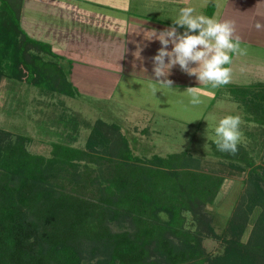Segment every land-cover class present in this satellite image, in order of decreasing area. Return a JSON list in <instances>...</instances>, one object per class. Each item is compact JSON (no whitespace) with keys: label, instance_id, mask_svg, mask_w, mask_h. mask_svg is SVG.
I'll return each instance as SVG.
<instances>
[{"label":"trees","instance_id":"obj_1","mask_svg":"<svg viewBox=\"0 0 264 264\" xmlns=\"http://www.w3.org/2000/svg\"><path fill=\"white\" fill-rule=\"evenodd\" d=\"M22 5L0 0V85L6 78L77 95L73 62L23 29ZM232 93L264 115V87ZM61 120L78 132L75 116ZM68 137L53 141L46 155L30 150L29 135L0 126V264H264V160L240 162L216 150L245 174L218 233L206 207L225 177L204 170L190 149L142 157L121 126L104 119L84 147ZM207 238L221 249L208 251Z\"/></svg>","mask_w":264,"mask_h":264},{"label":"rangeland","instance_id":"obj_2","mask_svg":"<svg viewBox=\"0 0 264 264\" xmlns=\"http://www.w3.org/2000/svg\"><path fill=\"white\" fill-rule=\"evenodd\" d=\"M144 5L145 0H132L131 12L145 17L151 16L157 20H167L166 17L170 16H166L165 13L160 16L156 11H146ZM196 12L209 15L208 8L206 11ZM172 18L175 19V13ZM110 39L111 41L116 39L115 35L111 34ZM118 47L115 40L113 53L116 56H118ZM127 52L130 62H134L128 64L127 68L137 69L139 66L137 70L143 74L150 59H137L131 46ZM110 58L108 56V59ZM110 60L114 61L113 63L117 62L115 59ZM89 61L91 66H79L77 69L76 78L80 82V87H78L79 93L75 96L41 91L38 87L27 83L16 85L13 91H10V80L5 78L0 85V126L29 135L30 150L46 155L50 154L53 141L64 138L67 140L70 134L77 137L72 142L73 145L84 147L92 126L98 119L119 124L130 139L131 146L139 155L146 158H150L155 152L167 155L166 151H183L190 146L187 142H192L193 146L197 143V149L195 147L191 151L202 158V168L223 174L225 177L220 194L206 207L214 215L213 224L217 232H222L242 189L245 174L226 166L225 159L222 158L225 155H218L224 152L219 151L216 154L217 147L212 143L216 139L214 129L219 119L230 114L238 115V106L244 108L243 103L234 100L235 93H232L234 87L246 85L243 81H238L240 76L232 77L227 85L212 89L210 86L200 85L195 76H189L181 69L168 77L173 81V88L162 87L154 81H143L138 76L127 75V77L123 76L112 94V85H101L102 76L100 78L99 71H103V68L98 66L100 63L95 62L93 57ZM65 66L67 69L68 63ZM69 78L71 79L72 76L69 75ZM199 86L203 103L192 106L188 97L182 93L188 87ZM153 88L159 91L154 94ZM202 89H205V93L201 92ZM258 114L259 116L256 117L253 113L251 118H254L250 120L244 118L243 109L242 117L240 116L243 127L241 132L246 134L248 146H243L242 142L245 143L246 139L242 138L237 153L231 155L232 159L240 162L254 159L258 162L259 158L264 156V115L262 118L260 113ZM63 115L75 116L79 120L78 132H74L69 127L71 123L66 125L64 120H61ZM156 131L160 132L155 134ZM156 144L162 146L167 144V147L165 149L159 146L158 149ZM205 145H207L206 151ZM240 146L247 150L241 149ZM188 218H191L190 214ZM204 245L213 253L221 249V244L211 238L205 239Z\"/></svg>","mask_w":264,"mask_h":264},{"label":"crops","instance_id":"obj_3","mask_svg":"<svg viewBox=\"0 0 264 264\" xmlns=\"http://www.w3.org/2000/svg\"><path fill=\"white\" fill-rule=\"evenodd\" d=\"M131 3L132 0H23L21 26L31 37L50 43L55 52L65 57V60L69 59L73 62L70 80L78 89V93L80 82L76 78L77 69L79 66H91L89 59L93 57L95 62L100 63L98 66L103 68V71H99L100 78L102 76L101 85H112L113 94L123 76L134 75L141 77L143 81L157 79L153 72L151 58L157 54L161 44L158 40L146 39L150 35L147 31L155 29L159 32L172 27L173 18L171 17L175 13L176 18L181 7L190 6L201 12V10L206 11L213 4V13L208 17H214L220 21H233L235 35L240 38L241 47L247 50L246 55L233 54L230 65L232 77L240 76L238 81L246 84L241 86L264 87V0H145L146 11H156L157 14L160 13V16L164 13L166 16L170 15L169 18L166 17L167 20H157L151 16L145 17L132 13ZM257 24L261 27L257 28ZM176 27L181 34L185 31L178 25ZM111 34L115 35L116 39L111 41ZM115 40L119 45L118 56L113 53ZM130 46L134 49V53L139 46L142 48L141 57L150 59L143 74L138 71L139 66L138 70L127 68L128 64L134 63L130 62L127 52ZM171 48L172 45H169V50ZM111 51L112 54H110ZM108 56L117 62L113 63L114 61L108 59ZM62 60L63 58L61 62L64 63L65 61ZM179 70L180 67L177 65L171 70V74ZM8 80H6L7 84ZM23 83L10 80V91H13L16 85ZM204 90L202 89L201 92L205 93ZM243 109L244 118L252 120L254 117L251 118V116L254 112L249 111L245 106L244 108L238 106V115L242 117ZM255 115L259 116V114ZM260 116L263 118L262 114ZM240 128L243 131L242 125ZM159 132L156 131L155 134ZM242 138L245 140L246 134H243ZM245 141V143L242 142L244 147L248 146L247 139ZM187 144L190 146L185 149L191 150L195 147L197 149V143L194 146L192 142ZM156 145L158 149L159 146L165 149L167 147V144L166 146ZM241 149L247 150L242 147ZM171 152L166 151V153ZM263 157L262 155L256 162L262 163Z\"/></svg>","mask_w":264,"mask_h":264},{"label":"clouds","instance_id":"obj_4","mask_svg":"<svg viewBox=\"0 0 264 264\" xmlns=\"http://www.w3.org/2000/svg\"><path fill=\"white\" fill-rule=\"evenodd\" d=\"M172 22V27L162 31H147L150 35L146 39L158 40L161 44L157 54L151 58L157 78L153 80L162 87L173 88V81L168 77L178 65L187 75L195 76L200 85L217 89L230 83L233 54H247V50L241 47L240 38L235 35L234 22L197 14L195 8L190 6L181 7ZM177 25L185 29L182 34L178 32ZM256 27L260 28L261 25L257 24ZM169 45H172L171 50ZM141 52L142 48L138 46L134 53L137 59H142ZM157 91L153 88L154 94ZM182 94L188 97L192 106L203 103L200 86L188 87ZM241 123L239 115L230 114L219 119L214 129V143L218 151L233 155L237 153L243 135Z\"/></svg>","mask_w":264,"mask_h":264}]
</instances>
